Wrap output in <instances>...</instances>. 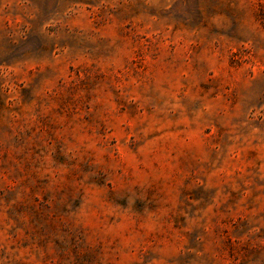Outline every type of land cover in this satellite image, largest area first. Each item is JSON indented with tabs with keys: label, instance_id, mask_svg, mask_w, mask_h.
Returning <instances> with one entry per match:
<instances>
[{
	"label": "rangeland",
	"instance_id": "rangeland-1",
	"mask_svg": "<svg viewBox=\"0 0 264 264\" xmlns=\"http://www.w3.org/2000/svg\"><path fill=\"white\" fill-rule=\"evenodd\" d=\"M0 264H264V0H0Z\"/></svg>",
	"mask_w": 264,
	"mask_h": 264
}]
</instances>
